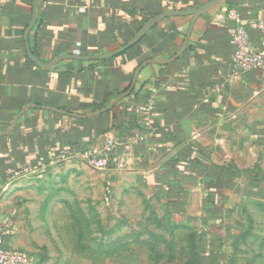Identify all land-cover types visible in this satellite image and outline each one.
Returning a JSON list of instances; mask_svg holds the SVG:
<instances>
[{
	"label": "crops",
	"instance_id": "0c3cea01",
	"mask_svg": "<svg viewBox=\"0 0 264 264\" xmlns=\"http://www.w3.org/2000/svg\"><path fill=\"white\" fill-rule=\"evenodd\" d=\"M207 1L43 0L29 34L30 50L42 62L59 54L107 53L129 41L143 25L144 16L191 9ZM33 2L0 0V132L28 104L78 114L104 108L126 90L139 57L168 59L175 54L189 23L188 18H168L123 55L105 62L66 60L42 71L27 58L23 40ZM231 11L237 13L238 21L230 18ZM263 19L264 0H229L219 10L201 16L177 61L144 68L129 97L91 120L42 109L26 111L12 133L0 137L2 222L15 229V204L36 183L31 180L34 175L66 180L86 170L79 165L84 152L104 154L112 141L116 147L105 154L108 167L98 172L103 178L97 184L101 191L114 192V198H135L139 209L134 216L126 212L113 228L109 218L106 223L102 219L92 254L110 259L113 237L117 249L126 247L130 235L121 232L130 223L134 224L133 243L142 247L143 236L148 235L144 222L150 220V235L181 234L185 237L181 251L189 255L191 234L217 238L214 251L225 260L226 244L240 235L248 207L264 206V70H234L230 44L236 28L242 26L252 47L260 50L263 40L257 24ZM149 100L152 110L142 112L140 107ZM60 155L65 159L56 160ZM189 157L199 162L202 174L217 169L226 174L218 187L211 185L213 205L205 202L196 163H190ZM170 159L178 163L172 167ZM27 166L31 174L12 178ZM6 244L22 242L18 236H5L0 247ZM69 260L53 261L48 255L36 264H80Z\"/></svg>",
	"mask_w": 264,
	"mask_h": 264
},
{
	"label": "rangeland",
	"instance_id": "374dc122",
	"mask_svg": "<svg viewBox=\"0 0 264 264\" xmlns=\"http://www.w3.org/2000/svg\"><path fill=\"white\" fill-rule=\"evenodd\" d=\"M99 155L102 154L95 156ZM79 165L87 167L86 170L72 177L68 175L63 181L60 177L55 181L51 178L38 179L34 175L31 180L36 183L15 204V229H11L14 233L11 236H18L22 242L16 247L26 250L38 263L42 256L48 255L53 261L70 258L69 262L80 264H102L103 261L107 264L108 260L109 264H182L186 258H192V253L189 255L181 251L185 239L181 234L164 238L150 235V220L144 222L146 226L143 230L148 235L143 236L145 243L141 244L142 247L133 243L134 224L130 223L121 232V235H130L125 239L126 247L117 249L114 245L118 243L113 237L109 243L110 259L106 255L102 257L101 253L92 254L91 249L97 247L100 239L94 234L102 219L106 223L109 218L113 228L125 219V214H138L136 209L139 207L133 197L121 195V198H114V192H108V189L101 191L97 182H102L103 175L98 172L108 167V160L107 166L100 170L93 168L84 157ZM90 181L94 185H90ZM242 222L240 235L226 244L229 250L222 264H264V206L252 204L243 215ZM168 241L174 244L171 246Z\"/></svg>",
	"mask_w": 264,
	"mask_h": 264
},
{
	"label": "water",
	"instance_id": "95a60500",
	"mask_svg": "<svg viewBox=\"0 0 264 264\" xmlns=\"http://www.w3.org/2000/svg\"><path fill=\"white\" fill-rule=\"evenodd\" d=\"M42 1L43 0H34L32 11H31L30 22L25 28L24 34H23V40L25 44L27 58L30 60V62H32L42 71H50L58 63L62 61H66V60L82 61V62H100V61H106L114 57L120 56L124 54L126 51H128L130 48L138 44L152 28H154L156 25H158L159 23H161L162 21L168 18H176V17L188 18L189 23H188V27H187L185 36L183 38V41H182V44L179 50L172 57L168 59L151 58V59H147L141 62L134 70L130 83L127 86L126 90L118 93L114 98H112L109 101V103L104 108L95 110L89 114H78V113H68L61 109H56V108H51V107H46V106H37L35 104H28L24 106L23 108H21V110L17 114H15V116L13 117L12 121L9 124L8 129L4 132H0V137L10 135L18 119L29 109H42L44 111H49V112L65 115L67 117L75 118L79 120H91L97 116H100V115H103L105 113L112 111L123 99L129 97L133 93L136 87L137 81H138L139 74L144 68L150 65L167 66L177 61V59H179L186 50L187 43L190 39L195 21L199 19L201 16H204L206 14L219 10L229 0H209L206 3L198 7H195V8L186 9V10H173V11L162 12L148 19L129 41H127L125 44L121 45L120 47H118L117 49L113 51H110L107 53H101V54H92V55L59 54L58 56L53 58L50 62H42L38 56L33 55L30 50V46L28 42L29 34L37 22L38 11H39Z\"/></svg>",
	"mask_w": 264,
	"mask_h": 264
},
{
	"label": "built area",
	"instance_id": "2783aa9c",
	"mask_svg": "<svg viewBox=\"0 0 264 264\" xmlns=\"http://www.w3.org/2000/svg\"><path fill=\"white\" fill-rule=\"evenodd\" d=\"M230 18L238 21V15L234 11L230 12ZM257 31L263 40V47L255 50L250 42L247 30L238 26L231 37L230 44L233 47L232 68L236 71H256L264 70V19L258 22ZM153 108L152 100L140 107L142 112H150ZM116 147V143L109 141L105 146V153L111 152ZM83 157L89 161L90 165L95 169H104L107 166V158L104 154L95 156L92 152L86 151ZM65 156L60 155L56 160H64ZM32 168L27 166L21 170L14 172L12 178H18L22 175L31 174ZM12 230L6 226L0 219V242L5 236H11ZM0 264H36L35 259L26 250L13 245H4L0 247Z\"/></svg>",
	"mask_w": 264,
	"mask_h": 264
},
{
	"label": "trees",
	"instance_id": "16d2710c",
	"mask_svg": "<svg viewBox=\"0 0 264 264\" xmlns=\"http://www.w3.org/2000/svg\"><path fill=\"white\" fill-rule=\"evenodd\" d=\"M152 17H154V16H150V15L144 16L142 18L143 24L148 19H150ZM138 44H136L135 46L130 48L128 51H130V50L134 49L135 47H137ZM128 51H126V52H128ZM138 59H137L138 61L136 62V64H137L136 67L141 62H143L145 58L143 59V58L139 57ZM106 61H108V60H106ZM100 62H105V61H100ZM136 67H135V69H136ZM111 126L112 127L116 126L114 121L112 122ZM104 131H106V128L104 129ZM105 154L106 153H104V156H106ZM106 158H107V156H106ZM176 159H178V158H176ZM176 159H170L168 161V163H171L170 166L174 167L175 164L178 163V160L176 161ZM188 161L190 163L195 162L190 157H189ZM195 163H196V170H197L195 173L200 176L201 182L203 183V186H204L203 190H204V192H206L205 202L207 204H212L213 205V200L211 198V194H212L211 185H216L218 187L219 184H217V183H220V182H218L219 179H221V177L224 178L226 176V174L224 172H219L218 169H217L216 173L214 171H212V170H210L212 172H209V170H208V172H205V173L202 174V172H200V170H199V167H200L199 162L196 161ZM218 189L224 190V188L221 187V186ZM217 241H218L217 238H214V240H212V239H204L201 235H193V234H191V238H190L191 252L190 253H192V258L190 257V259L186 262V264H220V263H222L223 262L222 259L220 260V258H219L220 255H218L217 252L214 251L216 246H218L217 245V243H218Z\"/></svg>",
	"mask_w": 264,
	"mask_h": 264
}]
</instances>
